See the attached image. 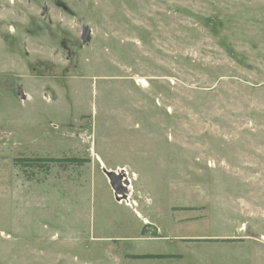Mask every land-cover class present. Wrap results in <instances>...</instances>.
Wrapping results in <instances>:
<instances>
[{
    "label": "rangeland",
    "instance_id": "374dc122",
    "mask_svg": "<svg viewBox=\"0 0 264 264\" xmlns=\"http://www.w3.org/2000/svg\"><path fill=\"white\" fill-rule=\"evenodd\" d=\"M158 252L264 264V0H0V264Z\"/></svg>",
    "mask_w": 264,
    "mask_h": 264
},
{
    "label": "trees",
    "instance_id": "16d2710c",
    "mask_svg": "<svg viewBox=\"0 0 264 264\" xmlns=\"http://www.w3.org/2000/svg\"><path fill=\"white\" fill-rule=\"evenodd\" d=\"M86 162L85 159H80L76 157L71 158H27L20 157L15 158L13 160L14 168L25 176L28 179H32L34 177V171L37 169L47 168V164H68L75 166H82ZM219 239H194V240H186V241H205V242H218ZM229 239H222L221 241H227ZM127 257L132 259H145V258H172L179 257V255H128Z\"/></svg>",
    "mask_w": 264,
    "mask_h": 264
},
{
    "label": "crops",
    "instance_id": "0c3cea01",
    "mask_svg": "<svg viewBox=\"0 0 264 264\" xmlns=\"http://www.w3.org/2000/svg\"><path fill=\"white\" fill-rule=\"evenodd\" d=\"M143 238V237H142ZM148 239V238H147ZM175 240V239H174ZM200 253V252H198ZM194 252L193 256L197 258V260H187V256L183 254H175V253H121L122 258H117L115 261H110V264H207L208 262H215L214 257L213 261H209L208 255L203 256ZM127 255H179V257H172V258H145V259H132L126 257Z\"/></svg>",
    "mask_w": 264,
    "mask_h": 264
},
{
    "label": "water",
    "instance_id": "95a60500",
    "mask_svg": "<svg viewBox=\"0 0 264 264\" xmlns=\"http://www.w3.org/2000/svg\"><path fill=\"white\" fill-rule=\"evenodd\" d=\"M87 33H88V29L84 27L82 29V40L83 41L86 40ZM18 93H19V96L21 98L24 97L23 94L21 93V91L18 90ZM108 176L112 181L111 185H112V188H113L115 194L117 195V198L118 199H121V198L124 199L125 198V189L121 185L119 179L114 174H111V173H109Z\"/></svg>",
    "mask_w": 264,
    "mask_h": 264
}]
</instances>
